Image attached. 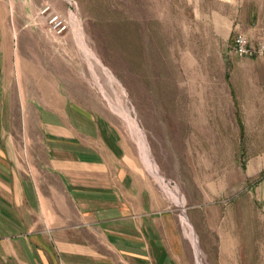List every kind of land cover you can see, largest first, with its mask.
<instances>
[{"label": "rangeland", "instance_id": "rangeland-1", "mask_svg": "<svg viewBox=\"0 0 264 264\" xmlns=\"http://www.w3.org/2000/svg\"><path fill=\"white\" fill-rule=\"evenodd\" d=\"M6 2L3 31L19 64L0 100L16 107L19 132L29 118L34 137L17 143L24 164L27 149L39 165L48 158L39 118H62L135 158L185 210L202 264H264V86L232 88L227 78L264 58L233 51L238 33L264 43V0ZM131 121L183 207L146 166Z\"/></svg>", "mask_w": 264, "mask_h": 264}, {"label": "crops", "instance_id": "crops-1", "mask_svg": "<svg viewBox=\"0 0 264 264\" xmlns=\"http://www.w3.org/2000/svg\"><path fill=\"white\" fill-rule=\"evenodd\" d=\"M5 3L0 92L19 64L3 31ZM255 62L227 75L232 88L264 86V58ZM15 108L0 100V264H194L180 212L135 158L47 115L38 124L48 158L39 165L27 149L25 165L17 143L34 136L26 113L19 132Z\"/></svg>", "mask_w": 264, "mask_h": 264}, {"label": "bare ground", "instance_id": "bare-ground-1", "mask_svg": "<svg viewBox=\"0 0 264 264\" xmlns=\"http://www.w3.org/2000/svg\"><path fill=\"white\" fill-rule=\"evenodd\" d=\"M79 43L83 47V48L81 47L82 49L88 50L86 48L85 43L82 40H80ZM128 117L129 116L127 115L126 118L129 120ZM132 123H134L133 124V127H132V130L137 135L138 144H139V147L141 149V152H143L144 159H145V162L147 164L146 166H148L150 168V170L152 171V173L154 175H156L160 179V181L163 183V185H164V182H163L164 179L161 176H159V174H158L159 172L157 173L156 164L154 163V161H153V159L151 157V154H150V151H149V147H148L147 142L145 140L146 137L144 136L143 132L140 130V128L138 127V125H135L136 124L135 122H132ZM164 189L167 192V194H169V196H171L173 198L174 202L178 206L183 207L185 200H184L183 195L181 194V192L177 188H169L168 185H164ZM180 216H181L182 225L185 228L184 230H185L186 235H187V236L186 235L185 236L189 238V240H190V242H191V244L193 246V249L195 251L196 261H197L196 263L197 264H202L201 255H200V249H199V245H198L197 238L194 235V232H193V230L191 228V225L188 222L187 217H186L185 213L183 212V210H181Z\"/></svg>", "mask_w": 264, "mask_h": 264}, {"label": "built area", "instance_id": "built-area-1", "mask_svg": "<svg viewBox=\"0 0 264 264\" xmlns=\"http://www.w3.org/2000/svg\"><path fill=\"white\" fill-rule=\"evenodd\" d=\"M58 18H54L53 21H57ZM58 27L61 30L65 29L62 21H58ZM233 51L238 56L244 57H255L264 55V43L259 42V44L255 47L253 46L248 37L242 33H238L235 35L233 40Z\"/></svg>", "mask_w": 264, "mask_h": 264}, {"label": "water", "instance_id": "water-1", "mask_svg": "<svg viewBox=\"0 0 264 264\" xmlns=\"http://www.w3.org/2000/svg\"><path fill=\"white\" fill-rule=\"evenodd\" d=\"M183 212L185 213V210L183 209Z\"/></svg>", "mask_w": 264, "mask_h": 264}]
</instances>
